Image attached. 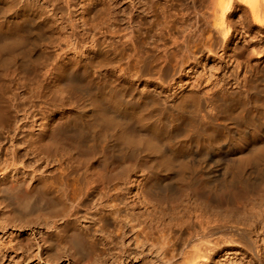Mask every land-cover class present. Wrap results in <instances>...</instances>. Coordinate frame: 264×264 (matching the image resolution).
<instances>
[{"label": "bare ground", "instance_id": "obj_1", "mask_svg": "<svg viewBox=\"0 0 264 264\" xmlns=\"http://www.w3.org/2000/svg\"><path fill=\"white\" fill-rule=\"evenodd\" d=\"M43 1L54 21L0 0L10 204L36 194L98 264H264V23L233 22L240 0L223 21L218 0Z\"/></svg>", "mask_w": 264, "mask_h": 264}, {"label": "rangeland", "instance_id": "obj_2", "mask_svg": "<svg viewBox=\"0 0 264 264\" xmlns=\"http://www.w3.org/2000/svg\"><path fill=\"white\" fill-rule=\"evenodd\" d=\"M28 2L36 4L35 7L38 8L37 10L41 17L46 14L50 16L51 5H48L43 0H20V3ZM239 7H244L241 2L236 3L235 13L230 17L233 22H238L239 17L242 15V10ZM52 17H48L50 21H54ZM242 32L241 30L240 34L233 33V43L239 47L247 48V41L251 37L248 32L245 34ZM261 45L263 46V44ZM261 45L260 49L263 48ZM251 49V47H248V49L244 50L250 51L248 52L249 61L256 67L262 59L258 56L259 53L255 51L256 48L254 50ZM257 51L260 50L258 49ZM248 56H244V60ZM212 115H216V112L213 111ZM21 188L17 191V194L19 197H24L25 195L27 197V193L30 191L29 188L27 185H23ZM4 190L0 187V264H87L91 261L94 264H98L100 262L95 261L96 257L93 250L80 255L70 246L66 239L67 237L64 238L60 221L56 223L58 224V229L54 228V225L52 226L51 223L55 220L57 221L63 214L59 210L51 213H47L44 209H38V211L35 208L37 203L36 194H33L34 198L31 192L29 194L34 198H32L33 200L28 199L29 202L31 200V203H29L31 206L27 208H18L16 206V208L13 204V206L10 204L8 195ZM95 251L98 252L100 250L96 248ZM141 262L140 260H135L134 264H145Z\"/></svg>", "mask_w": 264, "mask_h": 264}, {"label": "clouds", "instance_id": "obj_3", "mask_svg": "<svg viewBox=\"0 0 264 264\" xmlns=\"http://www.w3.org/2000/svg\"><path fill=\"white\" fill-rule=\"evenodd\" d=\"M240 2L253 10V16L257 23H264L258 10V0H240ZM217 6L221 9L220 20L223 21L224 13L228 12L232 6V0H218Z\"/></svg>", "mask_w": 264, "mask_h": 264}]
</instances>
